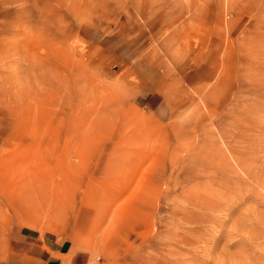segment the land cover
I'll return each instance as SVG.
<instances>
[{"label": "rangeland", "instance_id": "374dc122", "mask_svg": "<svg viewBox=\"0 0 264 264\" xmlns=\"http://www.w3.org/2000/svg\"><path fill=\"white\" fill-rule=\"evenodd\" d=\"M264 264V0H0V264Z\"/></svg>", "mask_w": 264, "mask_h": 264}, {"label": "crops", "instance_id": "0c3cea01", "mask_svg": "<svg viewBox=\"0 0 264 264\" xmlns=\"http://www.w3.org/2000/svg\"><path fill=\"white\" fill-rule=\"evenodd\" d=\"M20 239L28 243L25 251V264H82L83 258L70 254L68 249L48 247L30 233H21Z\"/></svg>", "mask_w": 264, "mask_h": 264}]
</instances>
